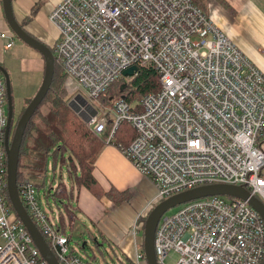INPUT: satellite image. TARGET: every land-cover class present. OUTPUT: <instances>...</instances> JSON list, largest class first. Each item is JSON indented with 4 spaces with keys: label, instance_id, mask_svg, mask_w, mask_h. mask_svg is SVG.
Instances as JSON below:
<instances>
[{
    "label": "built area",
    "instance_id": "2783aa9c",
    "mask_svg": "<svg viewBox=\"0 0 264 264\" xmlns=\"http://www.w3.org/2000/svg\"><path fill=\"white\" fill-rule=\"evenodd\" d=\"M48 19L58 32L54 60L66 74L70 100L80 94L96 108L86 126L98 137L108 128L101 140L150 181L152 201L227 183L264 203V74L206 11L191 0H61ZM14 37L0 32L4 49ZM131 66L154 68L159 89L137 102L121 96L101 103L99 95ZM6 122L0 73V264H48L20 220L7 218ZM122 122L135 131L128 144L113 141ZM17 188L59 264H93L72 252L71 234L50 221L33 182L24 178ZM75 219L71 214L72 225ZM139 232L136 219L134 264L145 258ZM153 242L157 264H260L264 221L247 200L210 195L162 214Z\"/></svg>",
    "mask_w": 264,
    "mask_h": 264
},
{
    "label": "rangeland",
    "instance_id": "374dc122",
    "mask_svg": "<svg viewBox=\"0 0 264 264\" xmlns=\"http://www.w3.org/2000/svg\"><path fill=\"white\" fill-rule=\"evenodd\" d=\"M36 11L35 9V13ZM46 19L43 17L42 22H39L38 25L48 29L51 34L53 32L57 34L54 27L50 26ZM14 44L11 56L6 58L4 64L8 70L10 83L13 86V122L15 123L17 114L22 109L25 99L33 96L39 88L43 72L38 73L41 54L37 50L17 37H14ZM67 94L69 101L71 96L68 91ZM110 160L119 169L121 181L126 184L125 189L121 190L126 191L128 194L126 201L115 203L105 195L96 198L86 188H80L79 190L74 188L71 199L68 196L62 198L53 196L54 189L60 182L66 184L67 190L70 189V178L66 166L61 165L59 159L54 163L52 156L48 157L44 184L46 192L43 191L44 187L37 191L38 201L52 223H58L61 213V217L67 224V232L71 234L70 246L72 252L84 261L93 264H134L135 249L130 229L137 217L140 216L141 212L139 213V211L141 209L144 211L143 216H145L161 199L151 200L155 195V191H153L146 178L136 172L124 158L122 159L116 153H112ZM96 177L104 189L112 186L108 180L101 177L99 171H96ZM50 185H52V189L49 190ZM79 191L86 192L90 197L89 200L85 201L84 206L80 202L78 205L75 200ZM178 208L179 205L169 208L163 215H170ZM69 211L71 212L69 213ZM69 214H73L76 218L73 221L72 228L68 226L70 222ZM134 215L136 217L132 220ZM7 218L11 222L14 213L10 211ZM140 236L141 232L138 234V237ZM175 256L176 254H170L166 262H170V259ZM141 264H147L145 258L141 259Z\"/></svg>",
    "mask_w": 264,
    "mask_h": 264
},
{
    "label": "trees",
    "instance_id": "16d2710c",
    "mask_svg": "<svg viewBox=\"0 0 264 264\" xmlns=\"http://www.w3.org/2000/svg\"><path fill=\"white\" fill-rule=\"evenodd\" d=\"M191 1L205 11L206 0ZM35 9L37 10V6L33 7L32 15L35 14ZM31 16L19 22L22 28L25 29L24 26L31 20ZM8 28L9 32L17 37L9 25ZM49 47L55 59L54 45ZM65 77L66 74L54 60V74L50 87L41 104L37 107L29 120L23 135L19 150L17 183L27 178L33 182L37 191L44 187L43 191L45 193L44 184L48 157L52 156L54 163L59 159L60 164L66 166V171L71 182L69 190H67L64 182H60L54 189L53 196L58 198L68 196L71 199L73 197L72 190L74 188L79 189L84 187L97 198L105 195L115 203L126 201L128 198L126 191H117L114 188L103 191L93 175L94 163L103 149L104 143L101 140L102 136L98 137L94 135L88 129L85 122L68 106L69 96L64 84ZM158 89L159 79L155 69L150 66H138L134 75L131 77L120 76L99 95L98 99L101 103L111 104L115 99L124 96L129 102H137L146 93L157 91ZM11 97L13 110L14 99L12 85ZM32 97L33 96L25 99L22 109L17 114L15 123L13 122L14 111L12 112L11 131L14 130L20 114ZM103 134L108 135V128H106ZM134 137L135 131L133 128L128 123L122 122L113 135V141L116 143L121 142L123 144H128ZM263 140L264 138L262 141ZM4 179L6 180V174ZM48 188L49 190L52 189V185ZM5 193L8 196L7 188H5ZM64 206L66 207L65 204ZM7 207L9 211L14 213L15 219L19 220L11 205L9 197ZM70 212L71 211H69V213ZM146 215L137 218L138 228L141 230V236L139 237V248L141 251H143L142 230ZM56 225L62 230L67 226L66 222L61 217V213ZM68 226H72L71 222H69Z\"/></svg>",
    "mask_w": 264,
    "mask_h": 264
},
{
    "label": "water",
    "instance_id": "95a60500",
    "mask_svg": "<svg viewBox=\"0 0 264 264\" xmlns=\"http://www.w3.org/2000/svg\"><path fill=\"white\" fill-rule=\"evenodd\" d=\"M2 7L5 20L18 39L37 50L44 59V73L41 84L33 95L27 106L20 114L14 130L11 131L12 124V97L11 83L7 70L0 65V72L4 77L6 95H7V122L5 127L4 148L6 152V188L11 205L19 218L20 222L29 232L34 244L38 248L41 256L48 264H59L48 243L44 239L40 230L35 225L31 216L25 209L17 188V167L19 159V150L22 144L23 135L29 120L34 114L37 107L45 97L54 74V56L48 45L31 35L16 20L11 0H2ZM137 70L136 66H131L123 71L122 76L131 77ZM123 98V96H122ZM68 106L84 122H88L90 116L96 114V108L93 107L86 99L77 94L73 99L68 101ZM210 195H224L237 197L247 202L257 210L264 221V203L258 197L252 195L248 189L241 185L227 183H210L199 185L179 193L173 194L159 203H157L146 215L143 224V252L147 264H157L154 251V232L161 215L169 208L181 205L190 200L202 198ZM260 264H264V256Z\"/></svg>",
    "mask_w": 264,
    "mask_h": 264
},
{
    "label": "crops",
    "instance_id": "0c3cea01",
    "mask_svg": "<svg viewBox=\"0 0 264 264\" xmlns=\"http://www.w3.org/2000/svg\"><path fill=\"white\" fill-rule=\"evenodd\" d=\"M59 1L61 0H11L12 11L16 20L22 22L24 18L32 15L31 9L37 6L36 13L32 15L31 20L25 24V30L40 39L46 45L53 46L57 39L58 32L56 27L49 21L48 14ZM205 11L212 22L234 43L242 54L264 74V0H206ZM43 17L47 18V22L50 26L54 27L57 34L53 31V34H51L48 29L38 25L39 22H42ZM1 31L9 33V28L3 13L2 0H0V32ZM13 46L10 49H4V43L0 38V65L5 69L6 66L4 63L6 58L11 56ZM40 60V64H38V73H44V59L42 56ZM101 136L104 138L107 135L102 133ZM112 153H116L122 159L124 158L126 162L138 172L132 163L115 146L104 144L103 149L94 163L95 166L93 170V175L103 191H107L110 188L121 191L124 190L126 186V184L121 181L119 169L110 160V155ZM96 171H99L101 177L108 180L112 186L108 189H104L96 177ZM146 180L151 185L153 191H155L150 181L147 178ZM69 183L71 186V182ZM76 196L75 200L78 202V205L80 202L84 206L85 201L90 199L86 192L79 191ZM140 212L142 213L141 216H143L144 211L141 209L139 213ZM135 217L134 215L132 220H134ZM1 242L2 238L0 236V243Z\"/></svg>",
    "mask_w": 264,
    "mask_h": 264
}]
</instances>
